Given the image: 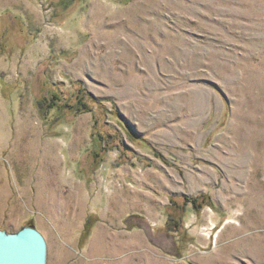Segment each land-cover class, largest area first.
Returning a JSON list of instances; mask_svg holds the SVG:
<instances>
[{"label": "rangeland", "instance_id": "1", "mask_svg": "<svg viewBox=\"0 0 264 264\" xmlns=\"http://www.w3.org/2000/svg\"><path fill=\"white\" fill-rule=\"evenodd\" d=\"M45 264H264V0H0V232Z\"/></svg>", "mask_w": 264, "mask_h": 264}, {"label": "water", "instance_id": "2", "mask_svg": "<svg viewBox=\"0 0 264 264\" xmlns=\"http://www.w3.org/2000/svg\"><path fill=\"white\" fill-rule=\"evenodd\" d=\"M46 242L40 232L25 229L17 234L0 232V264H45Z\"/></svg>", "mask_w": 264, "mask_h": 264}]
</instances>
